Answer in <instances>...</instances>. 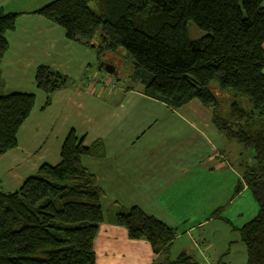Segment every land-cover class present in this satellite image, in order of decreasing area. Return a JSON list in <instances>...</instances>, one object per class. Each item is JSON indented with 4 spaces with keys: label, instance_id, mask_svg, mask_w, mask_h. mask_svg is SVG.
Returning <instances> with one entry per match:
<instances>
[{
    "label": "trees",
    "instance_id": "obj_1",
    "mask_svg": "<svg viewBox=\"0 0 264 264\" xmlns=\"http://www.w3.org/2000/svg\"><path fill=\"white\" fill-rule=\"evenodd\" d=\"M21 15L0 9V61L8 50L5 36ZM29 15L99 58L123 50L132 60L128 80L147 98L173 110L197 100L211 110L217 133L252 156L241 178L257 212L236 231L245 264H264V0H55ZM189 22L204 37L190 41ZM34 81L46 97L42 109L71 85L43 66ZM33 105L32 95H0V157L17 147ZM91 152L70 131L56 166L42 165L14 193L0 191V264H96L103 194L82 164ZM113 221L130 241H145L153 255L163 256L162 264H196L186 253L169 262L176 231L139 208Z\"/></svg>",
    "mask_w": 264,
    "mask_h": 264
},
{
    "label": "crops",
    "instance_id": "obj_2",
    "mask_svg": "<svg viewBox=\"0 0 264 264\" xmlns=\"http://www.w3.org/2000/svg\"><path fill=\"white\" fill-rule=\"evenodd\" d=\"M5 39L0 95H32L34 105L17 134V147L0 157V191L14 193L42 165L56 166L73 131L92 149L82 164L103 194V218L105 209L118 214L137 207L175 230L169 262L186 253L196 264L246 263L236 229L257 212L241 178L252 156L217 133L210 109L193 100L173 110L147 98L139 84H114L109 75L99 76L96 52L29 13L17 19ZM39 66L71 82L45 109V94L34 81ZM104 223L93 242L96 264L94 245L102 234L106 264L164 262L145 241H130L116 226L105 231Z\"/></svg>",
    "mask_w": 264,
    "mask_h": 264
},
{
    "label": "rangeland",
    "instance_id": "obj_3",
    "mask_svg": "<svg viewBox=\"0 0 264 264\" xmlns=\"http://www.w3.org/2000/svg\"><path fill=\"white\" fill-rule=\"evenodd\" d=\"M55 0H0V9L3 10L4 13H19L22 14L21 16L25 15V13H30L32 11L38 10L41 7L53 2ZM187 35L188 39L190 41H197L204 37L205 32L200 31L193 23H187ZM62 30V29H60ZM96 45H99V39L98 37H95L93 40ZM91 51L95 52L91 49ZM104 66H112L114 68L115 74L114 75H106L104 72ZM98 69L101 68L98 72L99 76H108L111 81L114 84L129 86L132 85L128 81L129 75L132 73V60L130 57L123 51L119 50L115 54H104L100 57L98 65ZM141 87V86H139ZM117 213V210H107L104 211V220L107 224L105 227V231L109 230V227H115L114 225V215ZM246 219H248L246 217ZM104 227V225L101 226V229ZM116 229H111L112 231ZM103 230V231H104ZM102 234V233H101ZM102 235H99L98 238L95 241L94 250L97 254V264H106V260L103 254H102V248L105 247V238H102ZM120 240V238H117V241ZM142 242V241H141ZM117 264H130L125 263L122 261L116 260Z\"/></svg>",
    "mask_w": 264,
    "mask_h": 264
},
{
    "label": "water",
    "instance_id": "obj_4",
    "mask_svg": "<svg viewBox=\"0 0 264 264\" xmlns=\"http://www.w3.org/2000/svg\"><path fill=\"white\" fill-rule=\"evenodd\" d=\"M104 72L106 75H113L114 68L112 66H104Z\"/></svg>",
    "mask_w": 264,
    "mask_h": 264
}]
</instances>
